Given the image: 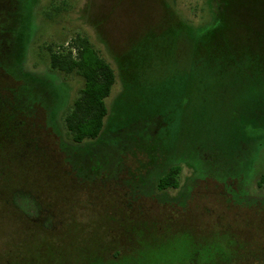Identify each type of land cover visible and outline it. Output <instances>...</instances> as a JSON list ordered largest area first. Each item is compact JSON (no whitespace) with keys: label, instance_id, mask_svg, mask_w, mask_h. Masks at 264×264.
<instances>
[{"label":"rangeland","instance_id":"374dc122","mask_svg":"<svg viewBox=\"0 0 264 264\" xmlns=\"http://www.w3.org/2000/svg\"><path fill=\"white\" fill-rule=\"evenodd\" d=\"M24 5L23 68L59 106L0 123V264H264V0ZM76 36L116 77L101 136L79 145L63 118L84 80L48 51ZM242 145L251 169L200 163ZM172 164L178 188L156 190Z\"/></svg>","mask_w":264,"mask_h":264},{"label":"trees","instance_id":"16d2710c","mask_svg":"<svg viewBox=\"0 0 264 264\" xmlns=\"http://www.w3.org/2000/svg\"><path fill=\"white\" fill-rule=\"evenodd\" d=\"M24 1L0 0V75L14 83L5 97L0 89V123L16 118V114L30 115L35 108L45 113L48 123H51L52 116L59 106V90L44 81L42 77L27 72L23 68L25 36L22 26L26 16ZM48 51L49 66L52 70L65 75L75 74L84 80L78 97L63 118L71 142L79 145L85 141H97L103 132L108 115L105 99L109 97L115 84L114 70L85 36H76L60 52L52 51L50 48ZM243 148L245 147L242 145L239 149L232 151L231 155L235 156V160L227 166L209 167L204 161L200 163L204 164L210 173L212 168L223 172L227 167L244 165L251 169L257 147L247 151ZM94 166L97 167V164ZM91 171L93 172L94 169ZM179 174L178 165H168L158 176L156 190L162 192L177 189ZM218 179L224 180L221 176H218ZM231 193L233 194L232 187L229 186L225 194L230 197ZM232 196L234 198V195ZM229 200H232L231 197Z\"/></svg>","mask_w":264,"mask_h":264}]
</instances>
